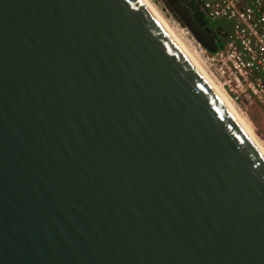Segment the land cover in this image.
I'll return each instance as SVG.
<instances>
[{"label":"water","instance_id":"water-1","mask_svg":"<svg viewBox=\"0 0 264 264\" xmlns=\"http://www.w3.org/2000/svg\"><path fill=\"white\" fill-rule=\"evenodd\" d=\"M0 264H264V151L146 0H0Z\"/></svg>","mask_w":264,"mask_h":264},{"label":"built area","instance_id":"built-area-1","mask_svg":"<svg viewBox=\"0 0 264 264\" xmlns=\"http://www.w3.org/2000/svg\"><path fill=\"white\" fill-rule=\"evenodd\" d=\"M198 2L207 18L226 22L225 40H215L217 50L196 40L204 68L239 108L255 104L264 110V0Z\"/></svg>","mask_w":264,"mask_h":264},{"label":"bare ground","instance_id":"bare-ground-1","mask_svg":"<svg viewBox=\"0 0 264 264\" xmlns=\"http://www.w3.org/2000/svg\"><path fill=\"white\" fill-rule=\"evenodd\" d=\"M147 3L151 6V8L155 11V13L159 16V18L163 21V23L167 26V28L171 31V33L176 37V39L180 42V44L183 46V48L187 51V53L191 56V58L196 62V64L201 68V70L206 74V76L209 78V80L212 82V84L216 87V89L219 91V93L223 96V98L226 100V102L229 104V106L233 109V111L236 113V115L239 117V119L242 121V123L245 125V127L248 129V131L251 133V135L254 137V139L257 141V143L260 145V147L264 151V142H262L263 139L260 138V134L257 131V128L255 124L252 122V120L246 116L244 112H242L239 107L236 105L234 100L231 98V96L226 92V90L223 88L221 84H219L204 68L203 63L201 62V56L200 52L197 51L193 45L190 44L185 38L184 34H182L178 29H176L168 20V18L161 12V10L157 7L155 2L152 0H146Z\"/></svg>","mask_w":264,"mask_h":264},{"label":"rangeland","instance_id":"rangeland-1","mask_svg":"<svg viewBox=\"0 0 264 264\" xmlns=\"http://www.w3.org/2000/svg\"><path fill=\"white\" fill-rule=\"evenodd\" d=\"M155 2L157 7L161 10V12L168 18L170 23L178 29L182 34H184V38L190 42L191 45L197 50V43L196 39L194 38L193 34L189 31L188 28L184 26V24L172 13L168 6L165 4L164 0H152ZM230 26V23H229ZM198 51V50H197ZM242 112L248 116L252 122L255 124L258 133L260 134V138L263 139L264 142V110L258 108L257 105L249 106V108L243 107L239 108Z\"/></svg>","mask_w":264,"mask_h":264},{"label":"flooded vegetation","instance_id":"flooded-vegetation-1","mask_svg":"<svg viewBox=\"0 0 264 264\" xmlns=\"http://www.w3.org/2000/svg\"><path fill=\"white\" fill-rule=\"evenodd\" d=\"M165 4L166 1L164 0ZM179 6L185 8L186 11L191 15L192 22L196 23L197 26H201L208 38L215 41H223L226 37V22L224 20L216 21L207 18L204 13L200 10L198 0H175ZM201 17V18H200ZM203 17V18H202Z\"/></svg>","mask_w":264,"mask_h":264}]
</instances>
